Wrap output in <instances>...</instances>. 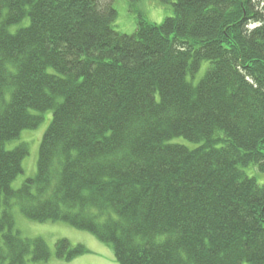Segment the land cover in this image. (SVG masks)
<instances>
[{"label":"trees","instance_id":"obj_1","mask_svg":"<svg viewBox=\"0 0 264 264\" xmlns=\"http://www.w3.org/2000/svg\"><path fill=\"white\" fill-rule=\"evenodd\" d=\"M112 1L0 0V264L51 255L13 204L111 244L117 264H264V185L243 170L264 172V1L158 0L172 16L131 35ZM44 111L36 172L14 189L28 145L6 144Z\"/></svg>","mask_w":264,"mask_h":264},{"label":"rangeland","instance_id":"obj_2","mask_svg":"<svg viewBox=\"0 0 264 264\" xmlns=\"http://www.w3.org/2000/svg\"><path fill=\"white\" fill-rule=\"evenodd\" d=\"M112 3L117 14L112 23L114 30L129 35L136 30L140 19H144L148 23L161 24L165 17L173 14L171 4H165L158 0H113ZM27 22L28 18H25L24 22L10 27V30L15 31L16 27L24 26ZM208 66L209 62L207 60L203 61L191 82L196 84L205 74ZM50 119L51 112L44 111L43 119L37 128L21 130L18 138L10 140L6 144L8 149L15 148L21 142L28 145V154L22 160L23 171L16 176L11 184L14 189L20 188L26 178L34 177L37 168L39 143L44 134L43 132L50 123ZM174 141L183 142L188 147L193 145L181 137ZM243 170L246 175L255 178L258 184L264 185V172H260L256 166H248L243 168ZM11 208L15 219V229L19 231L20 235L28 238H43L51 250V255L46 262L34 263L28 261L27 264H117L113 246L101 241L90 232L75 228L62 221H33L23 216L16 204H13ZM61 238L68 239L73 246L82 245L85 247L86 252L68 261L57 258L54 245Z\"/></svg>","mask_w":264,"mask_h":264}]
</instances>
